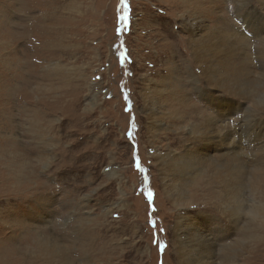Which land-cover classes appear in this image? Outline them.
Here are the masks:
<instances>
[{
    "label": "rangeland",
    "instance_id": "rangeland-1",
    "mask_svg": "<svg viewBox=\"0 0 264 264\" xmlns=\"http://www.w3.org/2000/svg\"><path fill=\"white\" fill-rule=\"evenodd\" d=\"M238 2L263 15L259 0H0V264H61L38 243L60 245L70 264H181L176 207L165 192L180 183H162L156 155L168 141L147 126L141 93L167 97L175 63L178 78L188 74L180 54L191 58L190 18L203 20L202 45L208 31L236 29L252 41ZM245 51L256 65V49ZM253 70L250 79L264 73ZM194 93L199 111L210 112ZM244 97H232L241 112L251 104ZM183 98L169 96L164 115L189 125ZM258 116L264 121V111ZM199 176L184 179L181 194L213 231L217 259L264 264V217L232 222L213 205L211 175ZM242 195L234 201L264 205V178Z\"/></svg>",
    "mask_w": 264,
    "mask_h": 264
},
{
    "label": "bare ground",
    "instance_id": "bare-ground-1",
    "mask_svg": "<svg viewBox=\"0 0 264 264\" xmlns=\"http://www.w3.org/2000/svg\"><path fill=\"white\" fill-rule=\"evenodd\" d=\"M259 2L264 8V0ZM237 9L239 11L244 9L239 13L238 19L242 22L241 26L250 29L252 41L236 29L223 33L208 31L210 37L206 38L202 45V39L197 37L200 32L197 31L202 30L203 20L197 17L190 18L185 25L191 31L189 37L191 58L184 59L187 51L180 54V60L183 61L188 74L178 78V73H182V64L175 63L169 68L172 76L178 80L166 88L167 97L148 88L141 93V99L145 103L143 116L147 120L146 125L151 126L157 133H164V139L168 141L164 156L156 155L162 172V183L167 184L169 180L173 181V178L180 183L177 185L173 182L174 184L170 189H165V192L172 205L176 207L173 243L179 246L178 257L181 264H226L229 257L217 259L218 253L214 248L217 243L213 231L208 230L194 214L189 213L188 206L184 204L186 199L181 194V189L185 185L184 179L206 173L211 175L213 189H210L209 195L217 198L213 205L216 204L220 213L232 222H237L246 215L252 220L264 217L263 204L251 208L253 200L250 198V204L234 201L244 197L245 194L242 193L248 190L250 183L264 178V165L255 163L261 162L260 159L264 156V144L260 143V138L264 136V121L258 116L264 111V73L259 79L249 78L256 67L264 69V58L262 59L264 12L260 17V13L252 10L247 2H238ZM253 41L256 46L252 44ZM251 46L256 49L253 59L257 61L256 65L249 66L246 64L248 50L242 52V49ZM143 78L147 83L153 82L152 74H147ZM164 90L165 87L161 89L162 94ZM212 91L220 92V96H211L214 94ZM192 93L194 96L196 94L198 101L206 99L213 106L210 112L199 111L200 106L192 101ZM234 95H246L244 98L251 102L250 106L241 112L240 107L243 104H235L232 100ZM169 96L175 100L184 97L185 101L190 102L189 108L194 122L185 125L184 118L175 121L173 116L164 115L163 106L166 108L164 101L169 99ZM172 112L170 110L169 114ZM229 119L236 127L229 124ZM164 129L169 131L165 132ZM175 141L183 143L179 146L180 149L170 147ZM204 148H209V153L202 155L201 150ZM217 207L214 206L216 209ZM59 246L38 243V249L45 253V258L49 262H55L53 257H57L61 264H70L65 251ZM256 253L257 251L251 259Z\"/></svg>",
    "mask_w": 264,
    "mask_h": 264
}]
</instances>
